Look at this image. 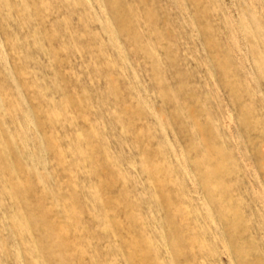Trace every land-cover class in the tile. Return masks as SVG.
<instances>
[{
	"label": "rangeland",
	"instance_id": "obj_1",
	"mask_svg": "<svg viewBox=\"0 0 264 264\" xmlns=\"http://www.w3.org/2000/svg\"><path fill=\"white\" fill-rule=\"evenodd\" d=\"M0 264H264V0H0Z\"/></svg>",
	"mask_w": 264,
	"mask_h": 264
}]
</instances>
